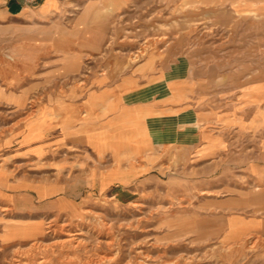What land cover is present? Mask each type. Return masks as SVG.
<instances>
[{"label": "rangeland", "instance_id": "obj_1", "mask_svg": "<svg viewBox=\"0 0 264 264\" xmlns=\"http://www.w3.org/2000/svg\"><path fill=\"white\" fill-rule=\"evenodd\" d=\"M228 1L238 0H140L138 12L131 4L115 15L116 0H107L106 10L91 9L87 19L93 35L102 22L108 24L107 49L127 52L112 61L118 74L156 52L171 50V61L187 57L193 89L182 97L195 102L197 94L211 92L195 90L194 83L201 58L207 68L213 61L212 18H228L213 3ZM9 32L0 19V264H264V231L228 233L217 208L226 203L202 190L211 177L198 174L190 148L184 153L194 125L186 140L158 146L157 161L136 168L139 176L131 178L132 166H144L146 157L125 161L121 170L128 173L121 182H105L113 156L97 161L83 144L84 132L33 151L38 142L55 139L45 129L53 124L35 117H87L85 107L69 99L77 90L68 89L84 78L49 69L20 73L19 58L9 52Z\"/></svg>", "mask_w": 264, "mask_h": 264}, {"label": "crops", "instance_id": "obj_2", "mask_svg": "<svg viewBox=\"0 0 264 264\" xmlns=\"http://www.w3.org/2000/svg\"><path fill=\"white\" fill-rule=\"evenodd\" d=\"M130 2L116 0L115 15L131 4L134 11L141 10L140 0ZM91 9L106 10L107 0H0V19L10 31L9 52L19 58L20 73L49 69L84 78L68 89L77 90L69 99L85 107L87 117H35L53 124L45 129L55 139L38 142L33 151L84 132L83 144L97 161L113 156L115 167L107 170L105 182H121L128 173L121 170L125 161L146 157L148 165L132 166L131 178L139 176L136 168L157 161L158 146L186 140L188 126L194 125V140L191 147L184 145V153L191 149L188 155L198 174L211 177L202 190L226 203L217 208L227 219L228 233L245 237L264 231V205L257 204L264 202V0L213 3V10L228 18H212L213 61L207 68L201 58L194 83L195 90L211 92L205 98V92L197 94L195 102L182 97L193 89L188 59L167 60L171 50L118 74L112 61L128 57L127 52L107 49L112 36L105 21L99 35L91 34ZM59 27L85 32L61 33ZM4 170L7 187L10 175Z\"/></svg>", "mask_w": 264, "mask_h": 264}, {"label": "bare ground", "instance_id": "obj_3", "mask_svg": "<svg viewBox=\"0 0 264 264\" xmlns=\"http://www.w3.org/2000/svg\"><path fill=\"white\" fill-rule=\"evenodd\" d=\"M60 227H61V226H60ZM63 227H64V225H63ZM70 233H71V232H70ZM75 238H76V237H74V239H75ZM71 240H72V237L66 239V241H71ZM66 241H65V242H66ZM74 241H75V240H74ZM63 242H64V241H63ZM61 244H62V243H61ZM62 245H63V244H62ZM90 261H91V260H90ZM92 261H93V260H92ZM88 263H89V261H88ZM92 263H93V262H92ZM89 264H90V263H89Z\"/></svg>", "mask_w": 264, "mask_h": 264}, {"label": "built area", "instance_id": "obj_4", "mask_svg": "<svg viewBox=\"0 0 264 264\" xmlns=\"http://www.w3.org/2000/svg\"><path fill=\"white\" fill-rule=\"evenodd\" d=\"M26 2H30V3H37L38 0H24Z\"/></svg>", "mask_w": 264, "mask_h": 264}]
</instances>
